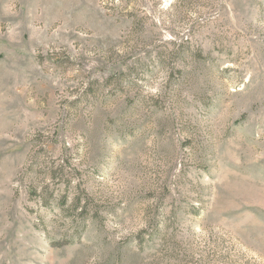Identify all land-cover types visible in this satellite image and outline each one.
I'll return each mask as SVG.
<instances>
[{"label":"rangeland","instance_id":"1","mask_svg":"<svg viewBox=\"0 0 264 264\" xmlns=\"http://www.w3.org/2000/svg\"><path fill=\"white\" fill-rule=\"evenodd\" d=\"M0 264H264V0H0Z\"/></svg>","mask_w":264,"mask_h":264}]
</instances>
